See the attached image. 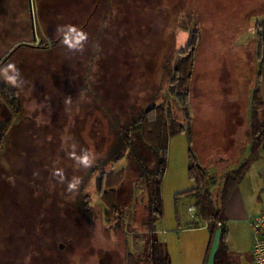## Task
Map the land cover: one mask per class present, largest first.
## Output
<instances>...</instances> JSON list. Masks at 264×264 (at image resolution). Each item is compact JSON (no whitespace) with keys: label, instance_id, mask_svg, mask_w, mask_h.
Segmentation results:
<instances>
[{"label":"rangeland","instance_id":"1","mask_svg":"<svg viewBox=\"0 0 264 264\" xmlns=\"http://www.w3.org/2000/svg\"><path fill=\"white\" fill-rule=\"evenodd\" d=\"M259 1L238 0L240 5L232 6L231 0H32L35 40L29 0H0V62L20 42L36 46L18 50L0 66V87L15 90L21 106V113L13 120L4 145L8 151L0 158L4 166L0 167V217L5 215L3 212L14 209V205V210L22 214L29 212V204L30 211L41 210L39 196L59 194L63 208L74 206L77 212L67 217L64 210L61 216V212L54 213L56 207L53 205L50 209L53 214L63 217L58 219L61 231L54 233V224L47 222L44 216L43 226L48 227L43 240L51 244L52 250H56L55 244L64 245L60 254L62 264H126L130 254L144 252L148 234L142 221L147 214V195L134 181L138 168L135 166L136 170L129 172L126 186L120 189V207L125 206L122 212L120 209V213L107 214L108 205L97 190L96 183L103 172L117 175L133 165L129 151L118 162L100 165L116 146L111 142L110 123L133 122L139 111L156 104L172 109V118L177 124L191 127L183 110L169 95L171 70L179 52L187 51L191 40L200 38L191 88L196 115H199L202 52L228 50L237 41L238 31L245 38L252 27L240 31L244 26L241 18L247 19L250 11L255 13L260 7ZM261 19L264 20V15ZM67 25L76 26L87 34V40L82 42L83 50L70 49L65 39L52 46L67 33ZM58 28L63 31H57ZM187 36L188 41L183 46ZM91 51L94 53L92 59L89 58ZM247 61L250 62V56ZM9 65L19 69L24 80L21 88L6 82V77L14 74ZM247 80L241 84V91L243 107L249 112L252 91L258 82L255 68L251 69ZM6 104L0 91L1 122L12 118ZM245 146L241 145L242 150ZM189 147L202 164L201 140L193 133L191 136L178 134L169 143L167 173L162 184L164 217L157 223L155 237L170 249L172 264H180L184 258L180 251L182 245L197 243L202 246V230H185L195 222L188 210L194 201L183 193L197 188L189 174ZM55 148H62V169L50 186L45 171L48 162L42 167L39 162L34 166L30 158L33 149L45 153L46 157L50 153L53 155ZM85 154L91 160L87 167L76 159ZM248 159L244 157L233 162L228 165L229 171L224 172L215 171V164L207 167V187L214 193L219 210L224 211L226 205L219 197L224 177L231 167H239ZM96 163L99 166L90 176ZM13 166L14 176L21 183L8 175ZM74 180L79 182L70 191L68 184ZM83 197L89 198L93 215L90 219L79 210ZM120 217L124 220L122 229L118 228ZM15 222L18 234L17 228L23 221H19L21 225L18 220ZM11 227V222L0 219V232L7 233ZM188 254L191 259L195 256L194 250Z\"/></svg>","mask_w":264,"mask_h":264},{"label":"trees","instance_id":"2","mask_svg":"<svg viewBox=\"0 0 264 264\" xmlns=\"http://www.w3.org/2000/svg\"><path fill=\"white\" fill-rule=\"evenodd\" d=\"M260 7L258 10L250 11L248 18L243 19L244 26H249V21L254 18H258L264 15V0L259 1ZM239 32V31H238ZM255 34L257 44V60L259 63V69L264 66V20L255 22ZM200 38L196 37L191 40L187 51L179 52V58H177L176 65L172 71V82L169 95L174 97V101L178 103L180 108L185 114V119L189 117V107L192 103V82L196 63V49ZM26 41L20 42L19 50L29 46L26 45ZM17 49V50H18ZM3 59L0 62V66L3 65ZM0 91L4 95L10 111L11 119L8 121H0V149L4 147L7 142L8 133L12 128L13 120H17L19 117L20 102L17 93L9 88L0 87ZM264 111V104L259 90H256L253 99L252 110V122H251V135L253 139L252 155L251 159L246 162L239 169L228 173L221 184L220 200L225 204L232 193L236 185L244 177L246 170L249 167L250 162L264 150V125L260 120V113ZM172 109H165L162 105L150 104L143 108L135 116L136 119L133 122H111V142L115 143L111 154L107 156V160L100 162V165H104L108 161L118 162L125 156V153L129 151L130 159L132 160L131 169H123L119 174H101L96 183L97 190L103 197L104 203L108 205L106 213L111 212L120 213L122 208L120 207L119 192L121 188L126 186V182L129 180V172L138 169L137 178L134 180L141 188L145 189L147 195V203L145 205L146 216L142 221V226L148 234L147 249L139 254H130L127 258L126 264H171V258L169 252L161 241L156 239L155 233L157 229V223L164 217V206L162 199V184L167 173L168 152L169 143L172 137L192 132L191 127L186 128L184 125L178 123L177 120L172 118ZM165 115L167 117H165ZM110 117V115H108ZM112 119V118H110ZM144 150L145 152L143 153ZM191 165L189 167V174L191 180L196 182L197 188L194 190L183 193L184 196L194 201V206L197 208V214L200 219V223H191L190 228H199L200 224L207 223L210 230V249L211 242L217 233V224L222 223L220 230L219 246L214 257V264H236L230 254L227 244V230L224 225L223 210H219L216 207V201L214 200V193L207 187L209 181L208 172L200 165L194 155L190 152ZM99 163L94 164V168L90 170V176L97 170ZM84 184V183H83ZM107 186V188L105 187ZM83 191V188H82ZM81 191V192H82ZM133 194V191L131 192ZM218 196V195H217ZM89 198L83 197L80 202L79 210L83 212L88 219L91 218L92 210L89 206ZM124 220L122 217L118 219V228L122 229Z\"/></svg>","mask_w":264,"mask_h":264},{"label":"crops","instance_id":"3","mask_svg":"<svg viewBox=\"0 0 264 264\" xmlns=\"http://www.w3.org/2000/svg\"><path fill=\"white\" fill-rule=\"evenodd\" d=\"M237 2L238 0H231V5H240ZM261 17L249 21L248 28L251 26L252 29L249 30L245 38L238 32L237 41L233 42L228 50L202 52V108L199 110V115H196L197 106L193 103L192 98L188 125L191 126L190 130L195 138L201 140L202 157H200V161H202L201 165L205 170L210 164H215V171L224 172L228 170V165L241 158L249 157L251 159L253 145L251 122L256 90L260 91L264 104V66L259 69L256 34L254 37L255 23H252L262 20ZM183 41H185L184 46L188 41V36ZM248 55L250 62L247 61ZM195 68L197 69L196 65ZM253 68L258 72V82L252 91L251 108L248 112L246 107H243L244 96L242 95L241 84L248 82V76ZM260 115V120L264 125V111ZM245 144L246 146L243 147L245 151L243 152L241 145ZM191 151L192 148L189 147L188 160L190 165ZM244 164L239 167H231L230 172L239 169ZM263 210L264 150L259 152L250 162L244 177L230 194L223 211L228 249L236 264H253L250 221ZM197 222L200 223V220ZM185 230L188 232L202 230V246L197 243H194L193 246L190 244L182 245L180 251L184 258L180 264H214L221 228L217 226V233L210 249H208L210 230L207 223L200 224L197 229L188 226V229ZM192 250H194L195 256L191 259L188 253Z\"/></svg>","mask_w":264,"mask_h":264},{"label":"flooded vegetation","instance_id":"4","mask_svg":"<svg viewBox=\"0 0 264 264\" xmlns=\"http://www.w3.org/2000/svg\"><path fill=\"white\" fill-rule=\"evenodd\" d=\"M90 17H92V15L89 16L88 23L90 22ZM69 36L71 38L75 36V34ZM63 39H65V35H62L59 39L55 40L52 46L55 47L56 45L61 43ZM25 44L30 45L29 42ZM18 48L19 45L13 50H11L7 54L5 59H9L14 53H16L19 50ZM91 55H94L92 51L89 55L90 59H92ZM90 61L91 60H89V62ZM6 107L8 108L9 113H11L7 104ZM7 149L8 147L5 146L0 149V158L6 155V152L8 151ZM46 151L50 152L49 149H47ZM53 152H54L53 155L52 153H50L48 154V156L44 157L45 153L37 152L35 151V149H33L30 158L33 161L34 166H37L35 165V163L39 162L42 163V165L40 164V167H42L46 162H48L45 164V166H47L45 171L47 173V179H48L47 181H49L48 185L50 186H52L53 182L58 178V176H60L62 169V161H63L62 148L61 149L55 148ZM0 167L4 168V166L1 163H0ZM13 170H14V166L13 169L8 171L9 173L8 175H10L11 178H15L14 176L15 172H13ZM16 181L18 183H21V181L19 182V179L17 177L15 178V182ZM39 200L41 201V206H39L41 210L30 211L31 205L29 204L28 206L29 212H25L24 214H22L19 213L17 209L14 210L15 209V205H14L13 206L14 209L10 208V210L12 211L9 210L7 212H3L5 215L1 214L2 217H0V219L1 218L2 220L6 219L8 222H11L12 227L7 233H5L4 231L0 232V264H62L63 261L60 254L62 252L64 245L62 243L55 244L56 250H52L49 247L51 244H48L43 240V233L47 231L46 227H48L46 226V224L45 226H43L44 224L43 217L46 216L48 218L47 222H51V224H54L55 229H53V232L55 233L57 231H61L60 229L61 224L58 226V219L62 220L63 218V217L61 218L62 211L66 210L67 217H69V214H72L73 212H77V211L74 206H72L71 209L67 207L64 209L61 204L62 197L59 196V194H55V195H50L48 193L45 195L42 194L41 196H39ZM9 202H11L10 205H13L12 200H9ZM53 205H55L56 207L55 212L50 210L51 208H54ZM53 212L55 214L61 212L60 213L61 216L57 217L55 214H53ZM15 220H18V225H21L19 221H23V225L17 228L19 229L18 232L19 235L15 233V225H17ZM16 235L19 236L21 239H19Z\"/></svg>","mask_w":264,"mask_h":264},{"label":"clouds","instance_id":"5","mask_svg":"<svg viewBox=\"0 0 264 264\" xmlns=\"http://www.w3.org/2000/svg\"><path fill=\"white\" fill-rule=\"evenodd\" d=\"M67 28V33L65 34V40L64 43L68 45L70 49H77V50H83V43L87 40V34L80 31L76 26L73 25H67L65 26ZM57 31H63V29L58 28ZM74 33L75 36L71 37L69 34ZM9 68L13 69L14 74L11 76L6 77V82L9 83L14 88H21L24 84V80L20 74V71L18 68H16L14 65H9ZM77 161L84 166H89L91 163L90 157L88 154H85L81 157H76ZM78 180H74L73 182H70L68 184V189L71 191L74 189L77 184Z\"/></svg>","mask_w":264,"mask_h":264},{"label":"built area","instance_id":"6","mask_svg":"<svg viewBox=\"0 0 264 264\" xmlns=\"http://www.w3.org/2000/svg\"><path fill=\"white\" fill-rule=\"evenodd\" d=\"M192 213V221H199L196 206L189 208ZM252 230V248L251 256L253 264H264V210L257 216L251 219ZM218 228L222 227V223L217 224Z\"/></svg>","mask_w":264,"mask_h":264},{"label":"water","instance_id":"7","mask_svg":"<svg viewBox=\"0 0 264 264\" xmlns=\"http://www.w3.org/2000/svg\"><path fill=\"white\" fill-rule=\"evenodd\" d=\"M29 7H30V17H31V25L34 33V38L36 39V31H35V18L33 12V3L32 0H29Z\"/></svg>","mask_w":264,"mask_h":264}]
</instances>
